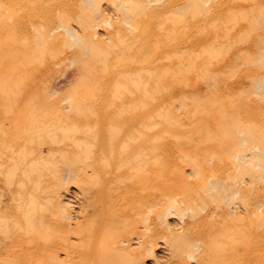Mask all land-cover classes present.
Segmentation results:
<instances>
[{
	"label": "bare ground",
	"instance_id": "6f19581e",
	"mask_svg": "<svg viewBox=\"0 0 264 264\" xmlns=\"http://www.w3.org/2000/svg\"><path fill=\"white\" fill-rule=\"evenodd\" d=\"M0 264H264V0H0Z\"/></svg>",
	"mask_w": 264,
	"mask_h": 264
},
{
	"label": "rangeland",
	"instance_id": "374dc122",
	"mask_svg": "<svg viewBox=\"0 0 264 264\" xmlns=\"http://www.w3.org/2000/svg\"><path fill=\"white\" fill-rule=\"evenodd\" d=\"M67 86H68V85H67ZM65 90H66V89H65ZM72 191H73V189H72ZM78 203H79L80 206H82V202H81V201H79ZM159 251H160L159 256L162 258V260L165 259V257H166V252L164 251V249L160 248ZM161 258H160V259H161Z\"/></svg>",
	"mask_w": 264,
	"mask_h": 264
}]
</instances>
